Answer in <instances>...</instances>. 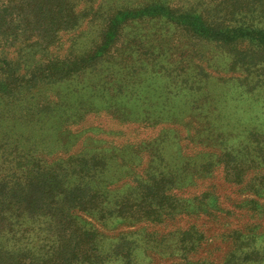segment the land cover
<instances>
[{
    "label": "trees",
    "instance_id": "16d2710c",
    "mask_svg": "<svg viewBox=\"0 0 264 264\" xmlns=\"http://www.w3.org/2000/svg\"><path fill=\"white\" fill-rule=\"evenodd\" d=\"M210 72L256 96L257 109L242 113L250 124L218 119L220 103H173L199 93ZM103 109L123 123L182 121L186 130L201 116L198 142L219 141V155L197 173L221 165L224 181L249 196L235 207L264 218V0H0V264H138L139 230L102 231L219 211L209 193L177 195L185 185L165 130L136 148L63 150L69 126ZM129 149L151 159L135 185L117 186L124 159L115 154ZM30 232L44 234L47 251L25 241ZM257 232L234 231L264 252ZM183 235L195 253L203 236L193 227ZM239 250L222 264H264V254Z\"/></svg>",
    "mask_w": 264,
    "mask_h": 264
},
{
    "label": "rangeland",
    "instance_id": "374dc122",
    "mask_svg": "<svg viewBox=\"0 0 264 264\" xmlns=\"http://www.w3.org/2000/svg\"><path fill=\"white\" fill-rule=\"evenodd\" d=\"M68 38L66 35L62 37L64 49L68 45ZM209 75L210 78L205 80L207 82L204 83L205 86L199 93L182 94L177 99H174L173 103H185V101L187 103H190V101L194 103H220L218 108L221 116L218 119L224 117V122H226L228 118H233L234 121H232H237L238 126L240 122L250 124L249 118H242V113L246 111L251 113L257 109L252 104L259 103L256 101V96L246 97L231 84L219 81L220 77L226 78L227 76L214 72H210ZM48 95L49 100H54L52 95ZM221 103L227 104H222L221 106ZM112 112V110L104 112L103 109V111L98 113L87 114L79 124L69 126L72 135L65 136L62 134L59 139L65 143L62 149L68 150V153H74L82 148L89 149L94 146L104 147L105 145L115 146L118 149H122L126 145L136 148L142 142L161 135L165 130L167 132L166 140L169 145L168 155H172L168 157V160L170 162L172 158V165L180 176L181 184L185 185V188L177 192V195L183 198H190L209 193L210 195L207 199L216 201V207H218L219 211H211L207 215L177 217L159 225L138 224L131 228L122 226L116 231H100L106 236L112 237L118 232L139 230V235L134 237L136 242L138 241L141 245V249L136 256L138 264H222L229 253L234 250L236 244L240 245L239 252L241 257L247 254L248 256L259 258L264 254L257 244L255 246L251 241H247L242 237L239 238L234 233V231L238 230L244 231L247 225L252 224L258 225L257 235L264 231V218L257 219L255 214L235 207L239 201L249 198L246 194L240 193L241 186L225 182L222 166L219 164L210 166L206 174L197 173L200 163L207 160L215 161V157L219 155V150L216 149L219 141L210 142L207 145H204L203 141L201 143L198 142L203 139L202 137L199 138L201 140L197 138L202 133L195 132L197 125L203 124L201 116L194 117L193 128L186 130L182 121L176 126L161 124L150 127L134 122L123 123L116 115L112 116ZM191 120L189 119L188 121ZM220 121H223V119ZM57 126L60 128L59 125ZM232 126L234 128H231L232 130L228 132L230 136L238 131L235 129L236 125ZM77 134H80V136ZM230 142L232 147L235 148L234 151L238 150L236 147L237 142L235 140ZM132 150L129 149L122 153L116 151L117 154L115 155L118 159L123 157L125 165L121 167L124 170L122 172L124 178L117 186L123 184L135 185L133 178L142 173V170L147 167L151 159L145 153L139 154V152ZM139 150L141 151V149ZM59 153L51 156V159L60 156ZM241 155L242 153H236L237 157ZM132 171H134V174ZM83 218L92 222L89 218ZM190 227H193L203 236L199 249L197 248L195 253L189 251L190 244L188 242L190 239L188 235H183L184 231ZM25 235H27L25 241L30 246L37 249L41 245L44 246L43 251H47L49 242L43 240L45 237L43 233L35 234L30 232ZM49 239L53 240V237ZM99 264H124V262L120 259H111Z\"/></svg>",
    "mask_w": 264,
    "mask_h": 264
}]
</instances>
